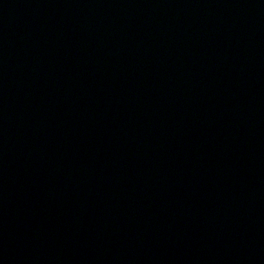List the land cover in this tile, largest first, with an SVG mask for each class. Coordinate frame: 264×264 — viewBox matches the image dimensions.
Segmentation results:
<instances>
[{
	"label": "water",
	"instance_id": "water-1",
	"mask_svg": "<svg viewBox=\"0 0 264 264\" xmlns=\"http://www.w3.org/2000/svg\"><path fill=\"white\" fill-rule=\"evenodd\" d=\"M264 150V0H0V228Z\"/></svg>",
	"mask_w": 264,
	"mask_h": 264
}]
</instances>
